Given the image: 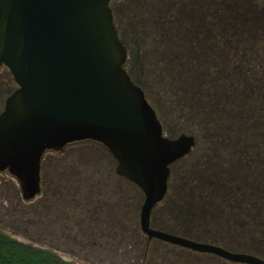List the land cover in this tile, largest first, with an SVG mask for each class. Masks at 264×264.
<instances>
[{"label": "trees", "instance_id": "trees-1", "mask_svg": "<svg viewBox=\"0 0 264 264\" xmlns=\"http://www.w3.org/2000/svg\"><path fill=\"white\" fill-rule=\"evenodd\" d=\"M228 1L212 13L214 19L207 14L188 24L181 35L185 45L175 53L165 38L157 57L169 68L171 100L180 118L194 124L197 144L170 166L169 190L152 212V227L264 259V6ZM119 35L125 44L126 34ZM125 68L135 79L136 64L126 61ZM86 142L100 147L93 161L79 154L84 148L73 149ZM60 153L66 155L43 156L42 191L35 199L24 200L15 183L0 184V225L50 247L57 241L74 255L99 252L112 264H199L194 258L202 256L240 264L149 241L140 221L144 194L116 173L115 158L103 144L76 142ZM185 254L192 263L182 262ZM0 264L74 263L0 230Z\"/></svg>", "mask_w": 264, "mask_h": 264}, {"label": "water", "instance_id": "water-1", "mask_svg": "<svg viewBox=\"0 0 264 264\" xmlns=\"http://www.w3.org/2000/svg\"><path fill=\"white\" fill-rule=\"evenodd\" d=\"M113 0H0V66L17 89L0 114V172L8 171L31 201L41 189L45 152L74 142L103 144L116 173L144 194L142 232L233 263L264 264L233 252L152 227V212L169 190L170 166L195 148L193 134L168 137L143 86L125 68Z\"/></svg>", "mask_w": 264, "mask_h": 264}, {"label": "rangeland", "instance_id": "rangeland-1", "mask_svg": "<svg viewBox=\"0 0 264 264\" xmlns=\"http://www.w3.org/2000/svg\"><path fill=\"white\" fill-rule=\"evenodd\" d=\"M209 1L210 3L207 2V0H196L195 2H192V0H113L111 3L112 8L113 6H117L119 12L118 14L114 13L117 28L119 31H122L124 34H126V37L124 36V40L128 48L127 61L132 64H136V72H133H135L138 83L144 87V90L149 95L151 101L156 105L157 108H159L161 115L160 118L173 129V137L179 136L182 133L194 134V129L192 127L194 124H192L191 121H186L180 118L178 111L175 109V104L171 100L172 96L170 95L169 91L172 83V81L170 82L167 77L169 68H163L160 59L157 57H159L162 54V50L166 48L164 43L166 41L165 38H169L171 40H169V49L171 50L169 53L171 54L175 53L178 48H181L185 45V43H183L184 38L181 36L184 33L180 30L179 20L183 17H186L188 9H190L192 12L198 13L196 20L197 22L201 19L203 21L207 13L214 19L215 16L212 13L218 10L221 5L224 6V3H229L228 0ZM248 1L250 0H242V3ZM200 3L204 4V6L200 5ZM255 5L256 3L252 4L253 7H255ZM261 6H264V0H258V7ZM211 22L213 23V21ZM159 27L161 29L159 30V32H161L160 34H158ZM213 28V30L210 28L211 31L217 32L216 26H213ZM185 34H187V32ZM185 48H187V46H185ZM159 71L165 72V74L158 75L160 73ZM164 132L170 137L171 134L167 131V129L164 128ZM78 147L84 148L85 150L84 152L79 149V154L91 156L92 161L93 156L97 155V152H99L100 149L97 144L90 142L74 145L73 149ZM70 150H72L71 147H68L66 152ZM64 154L65 153L61 154L60 152L49 151L45 155L51 156L52 158H58L62 157ZM74 155L76 154L74 153ZM69 160H71V157ZM116 164L117 162H115V167ZM178 165L181 166L182 164ZM93 166H98V164ZM5 181H10L19 186L17 180L9 173L0 172V184L5 183ZM0 230L24 243L51 249L62 259L74 264H112L110 261L111 257L107 258L105 255H100L99 252H81V255H74L57 247H63L57 241H54L56 247H54V245L50 247L48 245L34 242L25 237L23 234L14 233L12 229L4 228L2 225H0ZM82 256H88L92 259H83ZM194 259V262L197 261L199 264H215V262H213L207 256ZM181 260L182 262L185 261L186 263L193 262V260H191V256L188 254H185L184 257L182 255Z\"/></svg>", "mask_w": 264, "mask_h": 264}, {"label": "flooded vegetation", "instance_id": "flooded-vegetation-1", "mask_svg": "<svg viewBox=\"0 0 264 264\" xmlns=\"http://www.w3.org/2000/svg\"><path fill=\"white\" fill-rule=\"evenodd\" d=\"M176 1H180V0H176ZM195 2L196 0H192V2ZM207 2L210 3L209 0H207ZM206 2V3H207ZM188 13L186 15V17H183L179 20V25H180V30L183 32V30H185L187 28V25L190 24L193 26V24L195 23V20L198 16L197 12H192L190 9L187 10ZM208 14V13H207ZM115 19V17H114ZM149 24V21H148ZM182 25V26H181ZM117 26V25H116ZM160 27L158 28V34H160L161 32H159ZM137 44V43H136ZM136 60H137V56H136ZM134 81L138 83L137 79L135 78ZM140 85V84H139ZM17 84L15 82L14 76L12 75L11 71L9 70L8 67H6L5 65H1L0 66V114L5 110L6 107V102L7 99L9 98L10 95H12L14 93V91L17 89ZM169 137V136H168ZM87 141V140H86ZM82 142V141H80ZM95 142V141H94ZM76 143V142H74ZM72 144V143H71ZM69 145V144H68ZM66 147V146H65ZM64 147V148H65ZM64 150V149H63ZM49 152V151H47ZM45 152V154L47 153ZM54 152V151H52ZM61 152V151H60ZM44 154V155H45ZM43 155V156H44ZM117 165V164H116ZM41 171H42V163H41ZM3 172H7L8 171H3ZM18 182V181H17ZM19 184V183H18ZM20 186V184H19ZM41 189H42V176H41ZM21 190V187H20Z\"/></svg>", "mask_w": 264, "mask_h": 264}]
</instances>
